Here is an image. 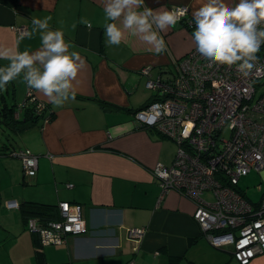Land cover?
<instances>
[{
  "label": "crops",
  "instance_id": "crops-1",
  "mask_svg": "<svg viewBox=\"0 0 264 264\" xmlns=\"http://www.w3.org/2000/svg\"><path fill=\"white\" fill-rule=\"evenodd\" d=\"M204 2L145 0L153 9L186 5L190 19ZM228 2L234 6L237 0ZM103 9V0H0V48L39 49V33L20 39L15 27L30 31L34 17L50 16V28L62 30L70 51L85 61L74 81L75 100L61 108L29 88L22 77L12 82V92L9 84L6 94L0 90L3 105L18 104L16 117H23L19 105L29 90L46 104L37 120L14 133L20 138L15 147H28L38 155L35 176L24 175L21 159L11 151L14 146L0 149V264H242L231 246L212 245L193 216L194 201L177 192L162 195L152 167L164 159L169 144L163 139L169 136L133 117L159 92L147 86L149 79L166 84L180 75V66L195 49V27H186L181 18L161 33L166 51L157 56L131 36L119 45H106ZM9 200L19 206L9 208ZM27 200L82 204L87 232L38 247L40 234L30 230L20 206ZM31 218L43 224L38 216ZM138 227L146 228L140 239L130 233ZM247 264H264V253Z\"/></svg>",
  "mask_w": 264,
  "mask_h": 264
},
{
  "label": "built area",
  "instance_id": "built-area-1",
  "mask_svg": "<svg viewBox=\"0 0 264 264\" xmlns=\"http://www.w3.org/2000/svg\"><path fill=\"white\" fill-rule=\"evenodd\" d=\"M176 8L186 9L183 17L187 16L186 5ZM15 28L19 35L28 32L26 26ZM257 55L261 71L253 69L244 78L235 66L210 67L193 49L177 79L166 84L152 78L147 81L148 87L159 92L133 113L138 124L155 128L178 143L172 164L158 161L152 167L162 195L177 192L194 201L193 216L212 245L231 246L242 264L264 253V191L253 201L239 185L240 177L252 169L264 174V45ZM27 96L38 112L46 108L34 91L29 90ZM13 153L22 159L25 175L34 176L38 155L29 148ZM206 190L213 191V201L203 198ZM7 206L15 208L19 202L9 200ZM59 215L41 225L35 218L28 220L42 244L65 243L71 235L86 231L82 204L60 201ZM130 231L140 239L146 228Z\"/></svg>",
  "mask_w": 264,
  "mask_h": 264
},
{
  "label": "clouds",
  "instance_id": "clouds-1",
  "mask_svg": "<svg viewBox=\"0 0 264 264\" xmlns=\"http://www.w3.org/2000/svg\"><path fill=\"white\" fill-rule=\"evenodd\" d=\"M103 4L106 45H119L131 36L149 45L157 56L166 51L161 33L174 27L186 12L181 8L153 9L146 6L145 0H103ZM192 19L195 51L210 67L235 66L244 78L253 69L261 71L257 68V53L264 45V0H237L234 6L228 0H205L192 13ZM50 20V16L34 17L31 30L21 33L20 39L39 33V49L0 48V61H7L0 65V90L22 77L29 88L61 108L75 100L74 81L85 61L76 51H70L72 45L62 30L50 28ZM81 23L92 27L87 20Z\"/></svg>",
  "mask_w": 264,
  "mask_h": 264
},
{
  "label": "trees",
  "instance_id": "trees-1",
  "mask_svg": "<svg viewBox=\"0 0 264 264\" xmlns=\"http://www.w3.org/2000/svg\"><path fill=\"white\" fill-rule=\"evenodd\" d=\"M181 23H184L185 26L188 28L195 27L193 19H190L188 17H182ZM153 99L154 98H152L151 100ZM37 100L39 99L37 98ZM151 100H149L143 106L148 104ZM104 103L108 105V102H104ZM17 106L18 104L16 103L9 105L5 102L2 108L0 109V125L2 124L4 126L3 128L5 129L4 138H2L3 143L2 145H0V149L6 148L9 146H14L12 147L13 149H11L12 153L19 149L28 148V147H15V144L12 143V140H14V137L12 134L25 130L26 128H28V125H31L32 122L37 120L42 115V112L37 111L36 104L34 102L28 101V96H26V99L24 100V102L19 105V107H21V110H23V117L15 116V113H16L15 111H16ZM148 128L152 131H157L155 128H152V127H148ZM13 155L15 154L13 153ZM22 166H23V161H22ZM23 171H24V168H23ZM29 177H33V176H29ZM73 203H78V202H73ZM20 206L25 216H27L26 218L27 221L32 216H38L42 220L43 223H46L49 220L58 219L60 216L59 215V203L56 205V204H49V203H44V202H39V201H34V200H27L23 202V204ZM36 242H37L38 247L40 246V244H42L40 241V237L38 235L36 237ZM38 247H37L36 254L38 258L41 259L42 251Z\"/></svg>",
  "mask_w": 264,
  "mask_h": 264
},
{
  "label": "rangeland",
  "instance_id": "rangeland-1",
  "mask_svg": "<svg viewBox=\"0 0 264 264\" xmlns=\"http://www.w3.org/2000/svg\"><path fill=\"white\" fill-rule=\"evenodd\" d=\"M262 82H264V78L261 79ZM10 90L12 89L13 83H9ZM264 86V84H263ZM4 94H6V88L2 90ZM12 92V90H11ZM12 96V94L10 93ZM1 91H0V109L3 106V102L1 101ZM13 101V98H12ZM5 129L0 126V139L4 138V131ZM14 137V140H12L13 144H20V138L17 135L12 134ZM166 141L169 146H165L163 151L164 159L162 160L163 163L170 165L173 162L174 155L178 149V143L173 138H165L163 139ZM239 185L247 192V195L253 200L257 201L262 192L264 191V174L262 171H258L255 169H252L248 174L243 175L239 179ZM203 198L207 201H213L215 199V195L212 190H206L203 194Z\"/></svg>",
  "mask_w": 264,
  "mask_h": 264
},
{
  "label": "bare ground",
  "instance_id": "bare-ground-1",
  "mask_svg": "<svg viewBox=\"0 0 264 264\" xmlns=\"http://www.w3.org/2000/svg\"><path fill=\"white\" fill-rule=\"evenodd\" d=\"M87 230H88V229H86V231H85L84 233H86V232H87Z\"/></svg>",
  "mask_w": 264,
  "mask_h": 264
}]
</instances>
